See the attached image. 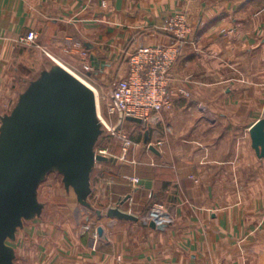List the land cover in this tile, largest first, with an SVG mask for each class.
I'll return each mask as SVG.
<instances>
[{
    "label": "crops",
    "instance_id": "0c3cea01",
    "mask_svg": "<svg viewBox=\"0 0 264 264\" xmlns=\"http://www.w3.org/2000/svg\"><path fill=\"white\" fill-rule=\"evenodd\" d=\"M177 13L190 34L171 68L172 104L133 122L143 130L130 152L95 163L118 170L99 225L84 228L65 186L66 213L41 221L32 211L5 237L7 264H264V158L249 134L264 118V0H0V106L16 109L8 81L30 50L39 67L49 58L77 71L85 52L93 70L92 56L103 63L91 76L123 75L138 47L175 42L163 22ZM30 32L39 48L18 43ZM99 179L90 191H103ZM126 196L120 209L138 220L107 217ZM155 205L163 230L149 226Z\"/></svg>",
    "mask_w": 264,
    "mask_h": 264
},
{
    "label": "water",
    "instance_id": "95a60500",
    "mask_svg": "<svg viewBox=\"0 0 264 264\" xmlns=\"http://www.w3.org/2000/svg\"><path fill=\"white\" fill-rule=\"evenodd\" d=\"M93 73L103 63L91 57ZM63 70V69H62ZM65 70V69H64ZM54 69L33 82L28 94L22 95L11 116L4 117L0 127V264H7L3 240L10 235L22 217L38 211L34 187L41 171L56 162L64 171V184L72 187L83 201L90 192L88 172L108 157L91 149L100 131L93 92L66 71ZM126 120L142 124L138 118ZM148 132H146L147 136ZM251 146L258 158H264V119L249 129ZM129 196L106 210L107 217L137 221L120 209ZM101 211H97L100 214ZM153 229L166 224L151 221ZM101 234L102 229H98Z\"/></svg>",
    "mask_w": 264,
    "mask_h": 264
},
{
    "label": "built area",
    "instance_id": "2783aa9c",
    "mask_svg": "<svg viewBox=\"0 0 264 264\" xmlns=\"http://www.w3.org/2000/svg\"><path fill=\"white\" fill-rule=\"evenodd\" d=\"M190 1V0H186ZM163 27L175 40L171 45L141 46L130 53L126 61V71L122 77L116 79L110 89L104 95L106 112L109 116H117V124L111 127L101 114L100 104L98 102V93H94L87 82L91 77L93 70L89 59H82L81 67L77 71H72L75 78L86 85L95 95L96 115L98 123L104 126L107 131L115 134V128L120 126L128 117L138 118L143 123L150 122L153 115L163 109H167L172 104V94L169 81L171 68L179 55V47L184 43L189 34L190 28L184 14L177 13L164 19ZM38 33L30 32L18 39L22 46L39 48ZM76 73V74H75ZM88 84V85H87ZM91 87V86H90ZM1 89V84H0ZM95 90V89H94ZM122 140V157L131 146V140L126 134L120 133ZM109 148L102 147L95 154L102 156L109 155ZM127 180L136 185L139 179L136 177H127ZM161 206L155 205L151 214V221L162 224V218H165ZM149 221V222H151Z\"/></svg>",
    "mask_w": 264,
    "mask_h": 264
},
{
    "label": "rangeland",
    "instance_id": "374dc122",
    "mask_svg": "<svg viewBox=\"0 0 264 264\" xmlns=\"http://www.w3.org/2000/svg\"><path fill=\"white\" fill-rule=\"evenodd\" d=\"M23 47L28 48V49L32 48L28 46H23ZM32 50L29 51L30 53L29 59H22V63L15 64L16 70L14 71V74H12L13 78L8 81L10 90L15 91V94L13 96L14 98H11V99L9 98V99L15 105L19 103L20 97L22 95L28 94L30 92V90L33 88V82L42 78L44 74L46 73V71L49 70L51 67H53V69H58L61 72L64 70V68L62 67V64L59 63L60 64L59 65L57 61L56 63L49 58L45 59V61L47 62L46 65L39 67L37 59H33ZM64 71L68 73L67 74L68 77L70 78L75 77L74 74L68 72L66 69ZM120 74L122 73H119V75L118 73L117 74L109 73L108 75H105L104 78L91 76L90 78L87 79L88 84L93 89H95L96 92L98 93V102L100 104L101 114L103 118L106 120V122L111 127L116 126L118 119L116 115L109 116L107 114L105 103H104V95L110 89L111 84L119 77H122V75ZM90 86L88 87L90 88ZM1 88H2V85H1ZM5 114H10L9 116H11V113H6L4 108H1L0 106V117L3 118V115ZM1 120H0V124H1ZM98 129L100 133L96 141L91 146V149L94 152V154H95V151L97 152L102 147L109 148V152H114V153L121 152L122 153V140L119 137L120 133L126 134V136L131 140L132 142L131 146L128 148V151L130 152V149L133 146V143L137 142L139 144V142H141L140 140L142 137L143 127H141L140 125H135L133 124V122L131 123V121L125 120L120 126L115 128V134H112L111 131H107L106 128H104V126H102L101 124H99ZM94 166L88 172V180L91 183L90 186L96 184L95 179H97V181L99 179V178L93 177L94 175L93 171H97V169H100L99 171H101L100 174H102V177H101L102 179L101 180L99 179V180L103 184L102 186L103 191L98 193V192H95V190H91L89 193L83 196L82 202L79 203V201L77 202L76 200H73L71 207H70L71 209L73 207L77 208L76 214L78 215V217H81V218L88 217L89 225L85 224L84 228L87 227L89 229L91 227L94 228L95 225L96 226L99 225L98 224L99 219L97 218L101 217L104 214V211H101L100 214H97V211H100V208H104L107 202L110 201V196L104 191L106 190L104 189L105 188L104 185L106 186V182H110V179H112L111 176L116 177L117 172H118V170L115 169L111 164L110 165L109 164L107 165L106 164H95ZM126 178L127 176H124V179ZM90 186L89 188L92 189V186L91 187ZM64 189H65V184H64L63 169L60 166H58L56 162H49L48 166L43 171H41L35 183L34 200L37 203V205H39V209L38 211H33V215H36V216L39 215L42 218L41 221H45L51 215L60 216L66 213L64 212L65 208H67L66 203H65L67 201L65 200V198L68 200L69 197L67 196L69 195L64 192ZM129 198L126 200V202L129 201ZM54 204H58V205L64 204L65 207L64 209L58 208ZM262 258L264 259V256Z\"/></svg>",
    "mask_w": 264,
    "mask_h": 264
},
{
    "label": "bare ground",
    "instance_id": "6f19581e",
    "mask_svg": "<svg viewBox=\"0 0 264 264\" xmlns=\"http://www.w3.org/2000/svg\"><path fill=\"white\" fill-rule=\"evenodd\" d=\"M62 67H63L64 69H66L68 72H70V73L72 72V71L68 70L65 66L62 65ZM87 85H88V84H87ZM90 88L94 91V93H96V90H94L92 87H90ZM95 95H96V94H95ZM95 95H94V96H95ZM95 100H96V99H95Z\"/></svg>",
    "mask_w": 264,
    "mask_h": 264
}]
</instances>
